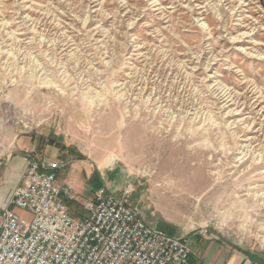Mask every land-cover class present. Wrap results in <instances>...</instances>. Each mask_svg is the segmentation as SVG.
<instances>
[{"label":"rangeland","instance_id":"rangeland-1","mask_svg":"<svg viewBox=\"0 0 264 264\" xmlns=\"http://www.w3.org/2000/svg\"><path fill=\"white\" fill-rule=\"evenodd\" d=\"M34 143L199 256L264 257V0H0V193Z\"/></svg>","mask_w":264,"mask_h":264},{"label":"built area","instance_id":"built-area-1","mask_svg":"<svg viewBox=\"0 0 264 264\" xmlns=\"http://www.w3.org/2000/svg\"><path fill=\"white\" fill-rule=\"evenodd\" d=\"M23 161L24 177L0 210V264H189V240L148 226L131 204L130 186L118 195L98 189L87 214L74 218L58 181L66 163L29 149Z\"/></svg>","mask_w":264,"mask_h":264},{"label":"crops","instance_id":"crops-1","mask_svg":"<svg viewBox=\"0 0 264 264\" xmlns=\"http://www.w3.org/2000/svg\"><path fill=\"white\" fill-rule=\"evenodd\" d=\"M25 149H26L25 147H20V146L18 147V150L19 151L22 150V152H23L22 157H20V159H19L21 164H20L18 173L15 174V179L13 178L14 180L11 179L9 181L4 182V184L7 185V188L5 190H2L1 193H3L6 196L8 195L9 192L12 193L14 188L18 184L21 183V181L24 177V174L26 171V166H25V163L23 161V157H24V151L23 150H25ZM32 151L34 152V155L38 159H43V158L52 159V160L55 159V158H49L48 156L39 152V146L35 143L33 144ZM99 165L101 168H103L101 164H99ZM60 171H62V170H60ZM60 171L58 172L59 183H61L62 186H64L65 188H68L69 190L72 189L73 193L76 194V196H77L76 197L77 200L80 201L81 204H83L82 213L81 212L75 213L68 206V202H67L69 212H70L71 216L74 218H82L87 214V212L85 210V206L94 201V196L93 195L91 196L92 197L91 200H87L86 198H91V197L83 195L84 188L86 186H84L83 183L79 182V181H78V183L77 182L75 183V180L71 178V176L73 174H71L69 171L66 174V177H64V179L62 181H60V179H59ZM67 176L69 178H67ZM99 186L100 187H98L97 189L107 188L110 192L117 194V195L122 192L124 187H127V185L121 187L120 185L117 184V181L114 182V180L108 182L107 179L105 180L102 175H100ZM68 189H65L66 192L68 191ZM95 190L96 189H94L93 191H95ZM1 193H0V195H2ZM11 193H10V195H11ZM76 214H77V216H75ZM146 224L148 225V223H146ZM148 226H150V225H148ZM150 227L169 233L168 232L169 229L167 230V229L160 228V227H152V226H150ZM196 236H197V238H202V239L204 238V237L199 236V233ZM189 241H192V240H189ZM194 244H195L196 248H198V250L201 252V256H203V253H205L206 255L211 256V258H210V260L204 259V256H203V258H201V256L197 255L192 250V256L190 258L189 264H264V257H262V255L254 253L250 249L244 248L241 245L223 242V241H220L214 237H212L211 239H209L207 241H204L203 245L199 246L200 243H198V241H195Z\"/></svg>","mask_w":264,"mask_h":264}]
</instances>
